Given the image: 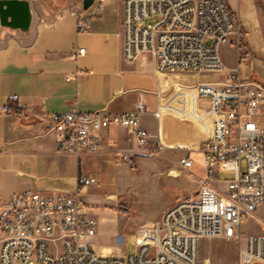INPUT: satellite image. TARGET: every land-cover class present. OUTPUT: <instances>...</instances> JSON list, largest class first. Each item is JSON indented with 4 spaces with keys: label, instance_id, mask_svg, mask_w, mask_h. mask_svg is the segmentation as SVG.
Here are the masks:
<instances>
[{
    "label": "built area",
    "instance_id": "1",
    "mask_svg": "<svg viewBox=\"0 0 264 264\" xmlns=\"http://www.w3.org/2000/svg\"><path fill=\"white\" fill-rule=\"evenodd\" d=\"M104 1L93 0L91 6L98 10ZM91 6L84 9L80 1L70 7L78 32L98 18ZM152 17L155 22L144 24ZM235 33L226 0H122L124 61L147 56L154 71L162 74L226 72L223 83L194 87L197 97L207 101L210 135L201 146L206 176L211 181L218 170L233 171L223 191L206 182L178 199L158 221L135 231L136 251L131 256L96 253L92 248L89 240L96 220L79 197L81 188L95 182L92 178H79L74 192L0 196V264H198L201 238L239 239V227L264 207V126L258 123L264 114V86L240 76L249 51L239 52L236 68L223 65L218 49L229 45ZM80 54L82 49L73 56ZM144 109L137 101L132 110L117 113H51L48 131L59 152L75 156L94 150L98 131L111 126L126 129L142 147L149 139L140 125ZM119 156L123 164L134 167L133 155ZM178 164L188 169L193 161L184 155ZM239 261L264 264V230L246 237Z\"/></svg>",
    "mask_w": 264,
    "mask_h": 264
},
{
    "label": "crops",
    "instance_id": "2",
    "mask_svg": "<svg viewBox=\"0 0 264 264\" xmlns=\"http://www.w3.org/2000/svg\"><path fill=\"white\" fill-rule=\"evenodd\" d=\"M27 1L31 21L26 31L0 25V196L74 192L79 190V178H92L95 182L81 188L79 197L93 204L98 197L90 186L110 181L120 184L125 177H137L150 168L161 179H168L164 187L177 176L188 177L190 182L180 187L186 196H177L162 206L160 216L178 199L194 194L203 183L224 190V183L219 188L217 179L210 181L205 172L199 176L193 172L198 164L204 170L201 146L210 135L207 101L197 97L194 87L197 83H223L226 72L215 74V79L194 73L195 79L186 81L181 79L185 72L154 71L147 56L130 63L124 61L122 0L113 19L95 18L82 32L77 31L70 12V7L82 0ZM226 2L238 33L223 46L236 49V62L231 64L225 56H219L226 69H233L238 65L239 52L249 50L253 57L260 54L264 32L254 0ZM78 49L83 54L74 57ZM246 61L239 69L242 78L252 73L253 64L259 66L256 58L250 64ZM137 101H142L145 108L140 125L149 133L142 147L126 129L111 126L98 131L94 150L75 156L59 152L48 131L51 113H117L132 110ZM262 117L264 114L258 123L264 126ZM124 153L134 156V167L121 162L119 155ZM184 155L193 161L188 169L178 164ZM118 197L105 195L113 202L111 207H116Z\"/></svg>",
    "mask_w": 264,
    "mask_h": 264
},
{
    "label": "rangeland",
    "instance_id": "3",
    "mask_svg": "<svg viewBox=\"0 0 264 264\" xmlns=\"http://www.w3.org/2000/svg\"><path fill=\"white\" fill-rule=\"evenodd\" d=\"M45 1L52 2L54 0ZM59 1L65 3L67 0ZM254 3L259 12L262 32H264V0H254ZM120 6L121 0H107L105 7L102 6V8L96 10L95 6L92 5L90 10L95 11L100 18L113 19L119 12ZM155 21V18L152 17L145 20L144 24ZM224 47L220 46L218 53L225 56L229 63L235 64L236 49L234 47ZM254 58L258 59L259 66L253 64L252 73L244 74L243 78L264 86V45H262L260 54L253 57L250 53L246 64H250ZM182 75L181 79L186 81L194 80L196 77L192 73ZM201 75H210L212 79L216 78L215 73H201ZM261 121L264 122V117L261 118ZM194 158L197 161L200 160L199 157ZM242 165L244 166V162ZM193 172L196 176L203 174V172L206 173L205 169L203 170L199 164ZM195 175L192 174V177H195ZM232 177L233 171L218 170L216 179L219 184L217 187L221 188L222 184L220 183H224ZM164 180L168 179H161L150 168L149 171L140 173L137 177H125L120 184L110 181L99 186H90V189L94 190L98 197L95 203L87 204L90 208V215L96 220L95 235L89 240L96 253H101L103 247H108L107 254L112 256H131L135 253V231L158 221L162 215L161 213L158 216V212L166 203L175 200L177 196H186V192H183L180 187L190 182L188 177L177 176L170 180V186L168 187H164ZM108 193L119 196L116 207H111L113 202L110 199H105V195ZM239 230V239H225L220 236L201 238L198 245V264H240L239 252L243 248L246 237L261 234L264 230V207L258 208L254 217L246 220L239 227Z\"/></svg>",
    "mask_w": 264,
    "mask_h": 264
},
{
    "label": "water",
    "instance_id": "4",
    "mask_svg": "<svg viewBox=\"0 0 264 264\" xmlns=\"http://www.w3.org/2000/svg\"><path fill=\"white\" fill-rule=\"evenodd\" d=\"M93 0H82L87 9ZM31 21L30 4L27 0H0V25L26 31Z\"/></svg>",
    "mask_w": 264,
    "mask_h": 264
},
{
    "label": "bare ground",
    "instance_id": "5",
    "mask_svg": "<svg viewBox=\"0 0 264 264\" xmlns=\"http://www.w3.org/2000/svg\"><path fill=\"white\" fill-rule=\"evenodd\" d=\"M102 248V247H101ZM101 253L102 254H107L108 253V247H103L102 249H101Z\"/></svg>",
    "mask_w": 264,
    "mask_h": 264
}]
</instances>
